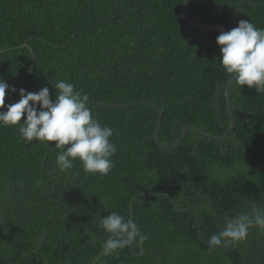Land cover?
I'll list each match as a JSON object with an SVG mask.
<instances>
[{
    "label": "trees",
    "instance_id": "1",
    "mask_svg": "<svg viewBox=\"0 0 264 264\" xmlns=\"http://www.w3.org/2000/svg\"><path fill=\"white\" fill-rule=\"evenodd\" d=\"M182 1L0 0L5 105L21 88L54 98L66 79L117 144L108 176L78 160L61 172L55 142L0 127V264H91L108 238L95 215L113 211L148 239L142 256L125 248L101 264H264L256 229L236 246L207 244L225 216L264 208V93L233 82L228 135L182 138L186 126L216 137L230 126L218 33L184 23ZM186 13L226 32L240 20L264 28V0H190Z\"/></svg>",
    "mask_w": 264,
    "mask_h": 264
},
{
    "label": "clouds",
    "instance_id": "2",
    "mask_svg": "<svg viewBox=\"0 0 264 264\" xmlns=\"http://www.w3.org/2000/svg\"><path fill=\"white\" fill-rule=\"evenodd\" d=\"M216 44L220 48L221 69L231 81L240 88L247 86L258 94L264 93V28L240 20L237 27L221 33ZM54 89L53 98L48 87L38 92L21 88L19 100L5 105L9 84L0 80V127L15 128L26 144L35 141L53 149L50 142H55L54 149L59 150L56 167L61 172L73 169L78 160L84 172L108 176L114 168L112 157L117 151L112 139L114 129L94 119L89 95L82 94L73 83L62 79ZM95 216L98 227L108 238L102 241L101 251L91 264H101L102 258L117 255L125 248L130 251L138 248L135 254H144L143 244L148 237L130 215L126 218L113 211L106 216L100 213ZM252 229L264 232V208L253 206L249 211L225 216L220 230L207 240L209 251L239 245L246 241Z\"/></svg>",
    "mask_w": 264,
    "mask_h": 264
},
{
    "label": "water",
    "instance_id": "3",
    "mask_svg": "<svg viewBox=\"0 0 264 264\" xmlns=\"http://www.w3.org/2000/svg\"><path fill=\"white\" fill-rule=\"evenodd\" d=\"M189 2H190V0H183L182 3H181V7H180V15H181V18L184 21V23H186L188 26H190L192 28H195V29H198V30L214 31V32L218 33V36L221 33H225L226 32V29L223 26L219 25V24H204V23L196 22V21H193L192 19H190L187 16V13H186ZM218 50L220 51L219 47H218ZM232 83H233V81H231V79H229L228 82L226 83L225 87H224V95H225V99H226V102H227L228 116H229V119H230V126L226 130V132L222 136L216 137V136H213V135H210V134H204V133H202L201 131H199L198 129H196L194 127L186 126L184 128L183 132H182V138L185 135V132L187 130H193L194 132H196V133H198L200 135H203V136L209 137L211 139H215V140H223L228 135V133L232 130V128L234 126V120H233V117H232L231 108H230L231 107L230 106V100H229V96H228V90H229V87H230V85ZM160 122H161V113H159L158 126H157V129H156L155 135H154V139H156V137H157V133H158V129H159V126H160ZM166 147L169 148L170 146H166Z\"/></svg>",
    "mask_w": 264,
    "mask_h": 264
}]
</instances>
